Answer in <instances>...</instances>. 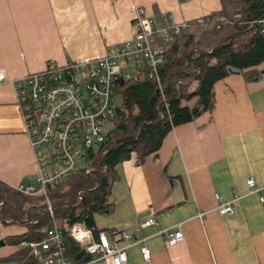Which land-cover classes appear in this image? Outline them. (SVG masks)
Instances as JSON below:
<instances>
[{"label":"crops","instance_id":"1","mask_svg":"<svg viewBox=\"0 0 264 264\" xmlns=\"http://www.w3.org/2000/svg\"><path fill=\"white\" fill-rule=\"evenodd\" d=\"M137 5L148 15L169 14L180 21L207 15L220 3L0 0V181L13 187L32 183L35 169L12 80L42 69L47 61L101 55L107 45L131 36ZM257 67L264 68V59ZM212 96L211 110L172 125L154 153L138 162L130 152L115 164L118 177L110 184L109 209L93 213L94 225L109 237L120 229L143 236L151 253L142 259L130 238L123 264H264V213L258 192L245 182L252 177L264 186V72L245 80L230 71L212 83ZM195 100L181 103L190 107ZM228 200L233 212L220 213L218 202ZM150 215L153 221L142 225ZM168 227L182 233L170 245L161 232ZM25 229L0 218V264H11L4 257L22 245L9 243L8 237Z\"/></svg>","mask_w":264,"mask_h":264},{"label":"trees","instance_id":"2","mask_svg":"<svg viewBox=\"0 0 264 264\" xmlns=\"http://www.w3.org/2000/svg\"><path fill=\"white\" fill-rule=\"evenodd\" d=\"M203 23L189 20L166 42L158 65L159 82L140 74L117 84L119 103L99 149L89 152L91 169L69 175L47 187L48 212L42 194H25L0 181V218L26 226L8 242L40 240L54 222L62 231L65 253L83 259L79 242L69 226L80 221L94 233L93 213L109 209L110 184L118 175L114 166L130 152L141 161L155 152L174 124L191 120L213 104L212 83L230 71L245 80L260 75L257 65L264 59V31L258 18L264 17V0H219ZM196 96L192 106L182 104ZM11 264L39 263L28 245H21L7 257Z\"/></svg>","mask_w":264,"mask_h":264},{"label":"built area","instance_id":"3","mask_svg":"<svg viewBox=\"0 0 264 264\" xmlns=\"http://www.w3.org/2000/svg\"><path fill=\"white\" fill-rule=\"evenodd\" d=\"M206 18L207 15H202L192 20L203 23ZM257 20L264 31V17ZM188 22L172 21L169 14L148 15L137 5L131 19V36L107 45L101 55L61 64L47 61L42 69L13 79L16 105L35 161L33 182L19 183L14 188L29 195L42 194L51 213L47 187L73 173L91 169L89 152L100 148L112 122L119 81L136 77L142 68L146 77L158 83V65L163 60L166 42L172 32L183 29ZM3 78L0 71V80ZM245 182L249 190L258 192L264 213V186L255 185L252 177ZM216 208L220 213L233 212L231 200L219 201ZM152 221L150 215L141 224ZM68 231L80 243L85 258L72 259L65 253L62 231L54 222L42 239L20 243L28 245L32 255L43 264H106L107 260L123 264L124 247L130 238L138 245L142 259L148 260L151 255L144 237L132 236L125 229L109 237L105 231L94 233L75 221ZM161 232L169 245L182 238L176 227Z\"/></svg>","mask_w":264,"mask_h":264},{"label":"rangeland","instance_id":"4","mask_svg":"<svg viewBox=\"0 0 264 264\" xmlns=\"http://www.w3.org/2000/svg\"><path fill=\"white\" fill-rule=\"evenodd\" d=\"M72 61H75V60H72ZM45 65V64H44ZM30 72V71H29ZM115 103H119V96L117 95L116 98H115Z\"/></svg>","mask_w":264,"mask_h":264},{"label":"water","instance_id":"5","mask_svg":"<svg viewBox=\"0 0 264 264\" xmlns=\"http://www.w3.org/2000/svg\"><path fill=\"white\" fill-rule=\"evenodd\" d=\"M261 72H264V68L260 69ZM0 243H2V240L0 239Z\"/></svg>","mask_w":264,"mask_h":264}]
</instances>
